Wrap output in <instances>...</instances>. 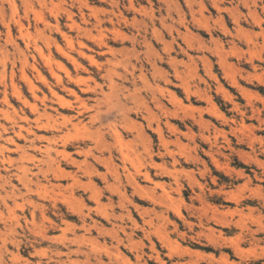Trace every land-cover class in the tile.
<instances>
[{"label":"rangeland","instance_id":"obj_1","mask_svg":"<svg viewBox=\"0 0 264 264\" xmlns=\"http://www.w3.org/2000/svg\"><path fill=\"white\" fill-rule=\"evenodd\" d=\"M61 1L53 0L54 6L52 5V8L50 6L44 8L38 3V0H31L32 5L37 10L42 11V14L45 15L51 24L57 21L61 30L70 33L72 36H76V29H71L69 27L68 13L72 14V18L76 22H81L77 13L80 8L79 2H77L78 0L76 2L75 0ZM85 1H87L90 7L96 10L105 8L110 9L108 2H102L101 0ZM138 1H140L142 5L148 7V1ZM149 1L152 4L155 15L158 17V12L161 11L162 16L165 17V13L161 9V3L158 0ZM173 1L177 2L180 10H183L185 13L188 12L186 10V0ZM194 1L197 3L200 0ZM225 1L231 3L233 7L237 4L239 6L238 9H240L245 16L239 27H236L235 24L233 25L231 19L225 16L229 34L221 33L219 28L214 25V21H217V17L216 12L211 7V0H202V2L207 7L205 16L210 19V25L213 27V41L210 42L209 36L196 24L190 21L189 15H187L188 23L186 24L190 33L187 37L188 39L190 38L189 40L187 38L186 40L178 38L176 34H174V29H172V32L166 28L162 29L166 41L172 43V38L176 40L172 44L173 53H171V55L176 59V69L179 70L180 76L174 75L173 69L169 70L171 74L170 89L176 102L174 104L168 103V107L172 111L170 122L173 129L166 132V134L171 140V150L173 153L172 157L167 156L164 162L169 171H172V174H162L153 169L151 170V174L153 182H160L165 191L169 194L171 200L168 199L166 200L167 203L164 202L162 205L158 203V205L154 206L152 201L147 198H142L133 192L134 190L127 184V176L136 173L139 160H142L141 158L143 157H139V160L136 161L137 159L132 154L131 156L133 157L125 163L116 159L114 160V167L117 169V173L114 170V172L107 174L105 169L100 168V175L93 177L92 183L97 192H99L98 202H95L89 197V191L84 192L82 187L74 188L76 197L83 195L82 204L91 210L94 220L99 222L101 219L99 215L97 216L95 214L96 210L105 209L108 212L112 210L111 212L115 215V221H113V223L117 226L121 225L126 233L131 232L130 220L136 221L139 225H142L143 220L147 219L149 213H151L153 209L156 212L162 210L165 220H159L158 223L160 224L155 223V226L153 225L151 228L146 227L148 232L146 234H143L140 230H134L131 235V246H128V243L124 241L123 245L125 246L119 247L115 245L114 227L111 224L103 222V224H100L107 229L105 234L97 235L96 232L92 231L90 242H85L83 244L86 246V249L83 250L89 253L88 256L80 253L76 255L72 253L68 257H65L67 250L63 247H61L62 253L60 256H57L54 252V246H61L60 242L61 244L70 245V242L74 239L71 233V227L70 230L65 229V231L51 233L52 241L42 242L39 237L36 236L38 230L46 224L41 214L36 212L34 226L30 223L26 225L23 218L25 214L29 219L28 211L32 209L34 203L48 206L51 200H55L56 204L61 208L60 213L66 214V203L77 204L76 201L72 200L73 189L70 188L72 181L70 179L60 181L55 179L52 172L53 168L47 167L43 162V153L29 148V144L26 141L16 137L11 131H7V134H2L3 136L0 137V175L2 178L7 175H13L14 178H12V183L16 186L17 190L26 196V198L25 196H19L18 192L12 194L11 190L8 188L9 186H6L3 179L0 177V264H22L25 259L33 262V264L38 261H40L41 264H58V258H60L62 264H124V262L126 264H219L218 262L221 256L226 257L229 263L233 262L232 264H234V262L236 264H264V166H262L264 165V151H261L262 149L264 150V0L244 1L245 4L248 5L247 8H250L251 11H254L253 13L256 16L258 14V17L263 19L260 27L254 25L249 19L246 9L241 6L243 3L241 0ZM59 2H61L60 5ZM119 4L121 6V11L126 10V12H130L126 8V0H119ZM0 5L3 6V16L5 20L9 21L12 35L16 37L15 41L17 40L16 43L21 49L24 47L25 39L19 36L18 25L12 21V5L16 7V15L14 18L17 16L19 17L31 36L39 37V33H37L35 26L38 25L39 29L43 30L44 25L42 23H36L31 15L29 18L23 15L25 11L23 0H2L0 1ZM49 8L50 10L48 11ZM194 9H197V7ZM172 17L176 19L174 12L172 13ZM88 20L91 23L93 22V18H88ZM165 24L166 26L170 25L174 28L177 27L179 31L182 30L181 32H185L175 21L171 22L170 19H167ZM106 26L109 27L108 24ZM51 30L52 35L60 44L63 43L61 35L56 33L53 28H51ZM5 33L6 29L3 23L0 22L1 44H4ZM238 36H241V38ZM148 37L150 38V35ZM115 47H117V49L128 48L129 45L127 43L122 44L118 41ZM199 47H202V50L198 49ZM155 50L159 55L163 56L160 45H156ZM32 52V50L26 52L29 60H32L33 55L35 56L37 61L36 66L39 72L45 75L50 85L46 86L40 83V80L36 77V73H34L31 68H26L25 73L38 88L40 87L41 93H38L39 98L42 97L43 93L46 95L47 99L44 101V104L49 106L48 111L54 114L53 109L55 108V110L62 112L58 109L59 106L55 99L51 97L49 89L57 91L59 94L72 100V102L74 101V97H67L63 94L64 92H62L61 87L56 86L55 80L49 72L50 70L43 64L42 60ZM216 52L219 54L222 53L221 56H224L220 58V55L218 56ZM52 53L56 58L61 59L60 55L55 52L54 49H52ZM5 54L2 55L0 53V91L6 85L10 104L6 106L3 103L2 94L0 93V107L6 111H3L5 114H3V112L0 113V124L4 127H9L8 118L5 116L13 117L15 114L20 115V110H24L30 114L29 109L12 96V85L19 88L29 102H35L39 107H42V102L39 100L34 101V98L31 97L32 94L29 92L28 85L25 83L26 81L24 82L21 73H19L20 64L18 62L15 65L12 64L14 60L12 59L13 52L9 50V53ZM225 56L227 57L225 58ZM108 57V54H101L99 59L104 61ZM223 58L225 60H223ZM140 59H144L143 55H140ZM223 61L226 64H224ZM205 62H208L209 65L208 63L206 65ZM64 63L72 69L67 61ZM84 65L88 66V63L84 62ZM207 66H210L208 68L209 70H206ZM146 67V69L149 68L148 65H146ZM161 67L167 68L166 65H162ZM58 74L63 76L62 72ZM229 76H232L233 81H231ZM147 80L149 84L153 86L149 74H147ZM183 86L184 88H182ZM243 88L245 90H243ZM218 89H220V92ZM141 90L142 93L145 94L146 90ZM242 91H244V93H242ZM193 92L194 94H198L194 95ZM222 92H224L225 95L224 93L222 94ZM240 92L243 96H241ZM148 93L149 91H147L146 95H148ZM226 95H229L231 101L227 100L228 97H226ZM80 97L86 99L90 97V95L81 94ZM145 101L147 102V106L151 107L154 113H157L154 110L151 100L145 98ZM87 103L88 105H92L93 102L89 100ZM252 111L253 114H251ZM254 112H256V114ZM198 117L201 118L198 119ZM249 117L253 119L250 120ZM86 121L85 119L84 122ZM111 121L112 118H109L104 121L103 126L100 127L98 125H87V131H81V133L89 136L91 140H97L96 138L101 137V134L106 135L108 131L107 124ZM199 122H202L200 127H198L200 124ZM194 123H196V125ZM117 128L120 132H123L122 126H118ZM253 128H255V130H252ZM32 131L37 137L41 138H48L52 133L55 136L59 135L63 137L68 133V130L64 129L62 126H60L58 131L54 132L35 129H32ZM170 131L172 133H170ZM174 131L175 133H173ZM70 133L72 134L73 132L71 131ZM150 134L152 135L151 143L157 148V136L152 133ZM22 135L25 136V131H22ZM249 136L250 139L255 136L252 142L249 141ZM9 138H11L12 141H8L7 139ZM130 140L131 135H123V143H129ZM14 144L23 146L24 151L15 152ZM35 144L45 145L46 141H36ZM103 144L107 148H115L113 139L107 136H105V139H100L99 146H103ZM58 145H60V141H58ZM141 147L140 145L139 154L142 155L144 149ZM126 150L131 152L130 150L132 149L128 146ZM23 152L25 153L21 154ZM96 153L97 151H95V154ZM82 158L83 157H78L79 160H82ZM254 158L255 160L253 162H259L252 163ZM155 160L157 163H161L160 160ZM258 164L263 168L261 169ZM256 165L258 167H256ZM142 168L143 166L140 170L143 171ZM104 174L105 178L102 177ZM18 178L22 179L21 183H19ZM257 178L259 180H257ZM78 179L83 186H87L89 180L83 173H78ZM137 181L139 186L145 188L146 191L153 188L157 194L161 193V188L152 186V183L144 181L142 177H138ZM58 183H60L62 187H54V185ZM27 189L29 191H27ZM122 194H124L125 197L122 196ZM257 195H260V197ZM177 208L179 215L174 214ZM211 211L213 213L215 211L214 214L216 215ZM45 218L52 219L54 216L49 212L46 214ZM76 221L75 217L69 218L70 223H76ZM258 226H260L261 229L260 227L258 228ZM207 229H213L212 233L215 237L211 234V240L208 238V235H206L207 237L203 235L204 233L209 234ZM200 232L203 234H200ZM76 234L81 236L85 233L83 234V231L77 230ZM162 234H164L165 237H163L164 235L162 236ZM119 235L122 239L124 238L121 233H119ZM158 235L162 237L159 238ZM166 237L169 239H165L169 241L168 243L164 242L163 238ZM159 241H162V243ZM170 241L171 243L174 241V243L171 244ZM232 241L235 243L237 241L240 242H237V245L239 244V250L235 249V243ZM151 242L155 252H151L149 249ZM250 247L253 248L250 249ZM75 248L76 247H71L73 251ZM140 250H142V254L140 253L137 256L136 252ZM94 256H99L102 259V263L96 262L93 259ZM210 256H212V258H210Z\"/></svg>","mask_w":264,"mask_h":264},{"label":"bare ground","instance_id":"obj_2","mask_svg":"<svg viewBox=\"0 0 264 264\" xmlns=\"http://www.w3.org/2000/svg\"><path fill=\"white\" fill-rule=\"evenodd\" d=\"M23 1H24V6H25L24 7L25 11L23 15L26 18H29L31 15L33 20L36 23H42L44 25V29L40 30L39 26L36 25L35 28L37 30V33H39V37L31 36L28 29L20 21L19 17L17 16L16 18H14L16 15V7L15 5H12L11 10L13 11V14H14V16L12 14V17H13L12 21H14L18 25L19 36L25 39L24 47L23 49H21L19 45L16 43L17 40L15 41L16 37L12 35V32L10 30L9 21L5 20V17L3 16V6L0 5V22L3 23L6 29V33L4 36L5 37L4 44L0 43V53L3 55L5 53H9V50L13 52L12 59L14 60L12 64L15 65L17 62L20 64L19 73H21L24 82L26 81L25 83H27L28 85L29 92H31L32 94L31 97L34 98V101H37V100L41 101L42 107H39L35 102H29L27 98H25L21 90L17 88L15 85H12L11 86L12 96L15 97V99H17L18 101H20L26 108H28L30 111V114H28L24 110H20L21 111L20 115L15 114V116L13 117L5 116L8 118L6 119L9 121L8 123L10 126L4 127L2 124H0V137L3 136L2 134H7L8 133L7 131H11L14 135H16V137L21 138L24 141H26L29 144L28 146L29 148L43 153L44 155L43 162L47 167L53 168L52 172L54 174L55 179H58V181L70 179L72 181V184L70 186V188L73 189L72 190V200L77 202V204L75 205L72 203H66L67 204L66 214L60 213L61 208L56 204L55 200L53 201L51 200L48 206H44V205L42 206L41 204L38 205V203L37 204L32 203L33 204L32 209L28 211L29 219L24 214L23 219L25 221V224L27 225L28 223H30L34 226L36 212H39L41 214V216L43 217L44 223H46L45 224L46 226L43 225L42 228L39 229L38 232L36 233V236H38L40 241L42 242L43 241L48 242L50 240L52 241L51 233L56 232V231H63V230L65 231V229L70 230V227H71L72 229L71 233L74 239L70 242L71 244L69 243L70 245L61 244L60 242L61 246L59 245L54 246V249H55L54 252L56 253L57 256H60V254L62 253L61 247L67 250V253L63 252V253H66V255L64 254L65 257H68L72 253H74L75 255L80 253V254H85L88 256L89 253L83 250V249H86V246H84L83 244L85 242H90L92 231L96 232L97 235H101L103 233L105 234L107 229H105L104 226L102 225L103 222L111 224L114 227L113 229L115 230L114 241L117 247L125 246L123 245L124 241L127 242L129 246L131 243V235L133 234L134 230H140L143 234H146L148 233L146 230V227L151 228L155 223H158L159 220L161 221L165 220L163 218L162 210L159 212H156L153 209L151 210V213H149V215L146 213L148 217L146 220H143L142 225H139L136 221L130 220L131 232L126 233L125 229H123L121 225L117 226L113 223V221H115L114 220L115 215L113 214V212H111L112 210L110 211L111 213L106 211L105 209L96 210L95 214L97 216L99 215L101 219L99 220V222L94 220L92 217L91 210L82 204L83 195L76 197L74 188L82 187L84 189V192L89 191L88 194H90V196L89 195L88 196L91 199H93L95 202H98L99 192H97L96 188L94 187L92 180H93V177L100 175L99 169L100 168L105 169L107 174L110 172H114V170L117 173V169H115L114 167L115 159L122 163H125L129 161L130 158L133 156L137 159L136 161L139 160V157L140 158L143 157L141 158L143 161L139 160L136 173L133 175L129 174L127 176L128 186H130L134 190L133 192L136 193L137 195L141 196L142 198H147L150 201H152L154 206L158 205V203L159 205H162L168 199L171 200L169 194L165 191L163 185L160 182H153L152 174H151L152 169L162 174H166V175L172 174V171H169V169L166 166V163L164 162V159L167 156L172 157V153H173V151L171 150V140L166 134V132L173 129V127H171L172 124L170 122V118H172V111L168 107V103L174 104L176 102L175 101L176 99L174 98V95L172 94L171 89H170V85H171L170 75L171 74L169 70L173 69L174 75L178 77L180 76L179 70L176 69V59L175 57L171 55V53H173L172 44L176 40L172 38V43L166 41L163 36L162 29L166 28L170 32H172V29H174L175 30L174 34H176L178 38H181V40L182 39L186 40V38L190 34L187 29V25H186L188 23L187 15H189L190 21L196 24L201 30H203L209 36V39L211 42L213 41V37H212L213 27L210 25V19L205 16V13L207 12L206 10L207 7L203 4L202 0H200L197 3L194 0H186V6H187L186 10L188 12L185 13L183 10H180V7L178 6L177 2L173 0H158L161 3V9L162 11H164L165 17L162 16L161 11L159 10H158L159 12H158V17H157L155 15V12L153 11L152 4L149 0H145L146 2L148 1L147 2L148 7L142 5L141 2L138 0H126L127 1L126 8L130 12H126V10L124 9H122L124 11H121L119 0H101L102 2H108L110 6V9L105 8L101 10H96L90 7L87 1L85 0L84 1L75 0V2L76 1L79 2V5H80V8L77 13L80 17L81 22L79 23L76 22L72 18V14L68 13L69 27L71 29H76L77 31V35L72 36L70 33H66L65 31L61 30L57 21H55L54 24H51V22L45 17V15L42 14V11L37 10L32 5L31 0H23ZM38 1H39L38 3H40V5L43 6L44 8H47L48 6L51 7L53 5V0H38ZM58 1H61V0H58ZM241 1L243 2L241 6L242 8L246 9L247 11L246 13L249 19L252 21L254 25L260 27L263 22V19L261 17H258V14L256 16L253 13L254 11H251L250 8H247L248 5L245 4L244 2L245 0H241ZM61 2H59V5ZM194 6L197 7V9H194L195 8ZM211 7L216 12V17H217L216 18L217 21L216 22L214 21V25L217 26L219 28V31L223 34H229V29L225 21V16H228L229 19H231L232 24L233 25L235 24L236 27H239L240 23L242 22V19L245 18L244 14L240 11V9H238L239 6L237 4L235 5V7H233L231 3L229 2L227 3L225 0H211ZM49 10L50 8L48 9V11ZM173 12L176 15V19L172 17ZM88 18H93V22L91 23L88 20ZM167 19H170L171 22L173 21L177 22V25L180 28H183L185 32L184 33L181 32L182 30L179 31V28L177 29V27L174 28L170 25L166 26L165 23ZM107 24L109 25V27L106 26ZM51 28H53L56 33H59L61 35L63 43L60 44V42L52 35ZM149 35H150V38L148 37ZM249 36H252V35H249ZM238 37L241 38V36H238ZM118 41L122 44L127 43L129 47L117 49V47L115 46L118 44ZM156 45L161 46L163 56L159 55L156 52L155 50ZM52 49H54L55 52H57L60 55L61 59H58L53 55ZM198 49L202 50V47L201 48L199 47ZM30 50H32L35 53V55H37L42 60L43 64L50 70L49 72L54 78L56 86L61 87L62 92H64L63 94H65L67 97H74V101L72 102V100L64 97V95L59 94L57 91L49 89L51 97L55 99L57 105L59 106L58 109H60V111L64 113L59 112L58 110H55V108L53 109V107L52 109L54 110V114L48 111L49 106L44 104L45 103L44 101H46L47 99L46 95L43 93L42 97L39 98L38 93H41L39 89L40 87L38 88L34 84V82L30 80L31 78L29 79V76H27V74L25 73L26 68H31L34 71V73H36L37 75L36 77H38V79L40 80V83H43L46 86L50 85L45 75L39 72V69L36 66L37 61H36L35 56L33 55L32 60L31 61L29 60L26 52ZM101 54H108L109 57L106 58L104 61H101L99 59V56ZM216 54L218 56L220 55V58L224 56V55L221 56L222 53L219 54L216 52ZM140 55H143L144 57L143 60L140 59ZM226 57L227 56H225V58ZM223 60L225 59L223 58ZM65 61H67L71 65L72 69L65 65L64 63ZM84 62H87L88 66H85ZM224 64L226 63L224 62ZM146 65L149 66L148 69H146L147 68ZM162 65H166L167 68L166 69L162 68L161 67ZM209 67L207 66L206 70H209L208 69ZM59 72H62L63 76L58 74ZM147 74L150 75L152 82H153V86L149 84V81L147 80ZM209 75L211 76L210 73ZM229 78L231 79V81H233L232 76H229ZM182 88H184V86ZM141 89L146 90L145 94L142 93ZM219 90L220 89H218V91ZM243 90L245 89L243 88ZM147 91H149L148 95H146ZM224 92H222V94ZM0 93L2 94L3 103L6 106H9L10 100H9V93L7 91L6 85L3 87ZM242 93H244V91H242ZM242 93H241V96H243ZM81 94L90 95V97L86 99H82L80 97ZM196 94L198 93H195L194 95ZM226 97H228L227 100H230L229 95L228 96L226 95ZM145 98L151 100V102L153 103L154 110L157 113H154L153 109L147 106V102L145 101ZM89 100L93 102L92 105H88L87 101ZM3 111L5 110H3L2 107H0V113ZM254 113L256 114V112ZM3 114L5 113L3 112ZM251 114H253V111ZM29 116H32V117H29ZM109 118H112V121L107 124L108 131L106 132V135L101 134L102 136L99 138H96L97 140H91L89 136H86L85 134L81 133V131H85V132L87 131V125H91V126L98 125L100 127V126H103V122L108 120ZM200 118L198 117V119ZM85 119L87 120L86 122H84ZM251 119L253 118L251 117L250 120ZM196 123L194 124L196 125ZM201 124L202 122L199 124V126L198 125L197 126L200 127ZM60 126L68 130V133L64 135L63 137L59 135L55 136L52 133L48 138H41V137H37L35 133L32 131V129H35V130H45V131L49 130V131L54 132V131H58V129H60ZM118 126L120 127L122 126L123 132H120L118 130L117 128ZM252 130H255V128H253ZM22 131H25V136L22 135ZM71 131L73 132L72 134L70 133ZM149 132L157 136V141H158L157 148H155L152 145L151 143L152 135ZM170 133L172 132L170 131ZM173 133H175V131ZM124 134L131 135V140L129 141V143H123ZM105 136L113 139L115 148H107L104 146V144L103 146L102 145L99 146L100 139H103V138L105 139ZM248 138L250 139V136ZM251 138L252 139H250L249 141L252 142L255 136L254 138L253 137ZM7 140L12 141L11 138ZM41 140L46 141V144L45 145L35 144L36 141H41ZM58 141H60V145H58ZM14 145H15L14 146L15 152L21 151V150L24 151L23 146H20L19 144H14ZM140 145L144 149V153L142 155L139 154ZM128 146L132 149L130 150L131 152L126 150V147ZM95 151H97L96 154H95ZM261 151L263 152L264 150L262 149ZM24 153L25 152L21 154H24ZM131 154L133 156H131ZM78 157H83V158L82 160H79ZM155 159L160 160L161 163H157ZM254 160L255 158L252 160V163L259 162V161L253 162ZM259 165L260 164H258V166ZM261 165L259 166L260 168H261ZM142 166H143L142 168L143 171L140 170ZM258 166L256 165V167ZM80 172L83 173V175L86 176L87 179L89 180V182L87 183V186H83L81 182L79 181L78 173ZM102 177L105 178V174L102 175ZM138 177H142L144 181L152 183V186L154 187L161 188V193L157 194V192L153 188H152L153 190L151 189V190L146 191L145 188H142L141 186H139V183L137 181ZM12 178H14L13 175L12 176L7 175L6 177H3L2 179H3L4 184L6 186L7 185L9 186L8 188L11 190L12 194H16L18 192L19 196L21 197L25 196L23 195V193H21L19 190L16 189V186L12 183ZM257 180L259 179L257 178ZM18 181L19 183H21L22 179L18 178ZM54 187L60 188L62 186L60 183H58L57 185H54ZM27 191L29 190L27 189ZM260 195H257V196L260 197ZM122 196L125 197L124 194H122ZM49 212L52 214V216H54V218L52 219L45 218L46 214H48ZM150 214L153 216H151ZM174 214L179 215L178 208H177L176 213ZM71 217L76 218L77 220L76 223L69 222V218ZM208 218H211V217H208ZM259 227L260 226H258V228ZM77 230L83 231V234L84 233L85 234L78 236L76 234ZM159 230H162V229H159ZM208 231H209V234L208 233L203 234L202 232H200V234L202 233L205 236L208 235L209 236L208 238L210 239L211 234L214 236V234L212 233L213 229L211 230L209 229ZM119 233L123 235L124 237L123 239L120 237ZM163 235L164 234H162V236ZM162 236L158 235L159 238H161ZM163 237H165V235ZM163 239H164V242L166 243L169 242L165 240V239H168L167 237ZM237 242L236 243L234 242L235 243L234 247L235 249L239 250L238 249L239 244L237 245ZM160 243H162V241ZM173 243L174 241H172L171 244ZM71 247H76V248L73 251ZM251 248L253 247H250V249ZM149 249L151 252H155L152 242L150 243ZM140 253L142 254V250H140L139 252L138 251L136 252L137 256ZM210 258H212V256H210ZM93 259L98 263H102V259L99 256H94ZM219 260H220L218 262L219 264H232L233 263V262L229 263L228 259L222 256ZM57 263L62 264L60 258H58ZM22 264H33V262L29 261L28 259H25L23 260ZM34 264H41V262L38 261L37 263H34ZM124 264L126 263L124 262ZM234 264L236 263L234 262Z\"/></svg>","mask_w":264,"mask_h":264}]
</instances>
